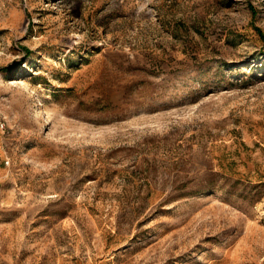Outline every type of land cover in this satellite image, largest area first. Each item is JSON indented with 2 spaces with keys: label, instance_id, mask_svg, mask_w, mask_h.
I'll return each instance as SVG.
<instances>
[{
  "label": "rangeland",
  "instance_id": "obj_1",
  "mask_svg": "<svg viewBox=\"0 0 264 264\" xmlns=\"http://www.w3.org/2000/svg\"><path fill=\"white\" fill-rule=\"evenodd\" d=\"M0 264H264V0H0Z\"/></svg>",
  "mask_w": 264,
  "mask_h": 264
}]
</instances>
